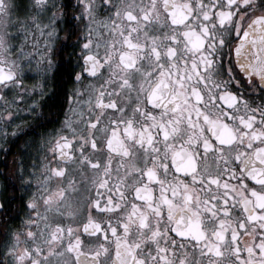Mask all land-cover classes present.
<instances>
[{
	"label": "snow or ice",
	"instance_id": "obj_1",
	"mask_svg": "<svg viewBox=\"0 0 264 264\" xmlns=\"http://www.w3.org/2000/svg\"><path fill=\"white\" fill-rule=\"evenodd\" d=\"M0 154V264H264V0H0Z\"/></svg>",
	"mask_w": 264,
	"mask_h": 264
},
{
	"label": "flooded vegetation",
	"instance_id": "obj_2",
	"mask_svg": "<svg viewBox=\"0 0 264 264\" xmlns=\"http://www.w3.org/2000/svg\"><path fill=\"white\" fill-rule=\"evenodd\" d=\"M13 150H15V145H12ZM10 165L11 164V155H9L8 159L5 160L3 154H0V170L5 169V165Z\"/></svg>",
	"mask_w": 264,
	"mask_h": 264
}]
</instances>
